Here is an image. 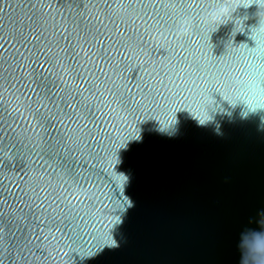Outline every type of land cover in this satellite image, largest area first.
I'll list each match as a JSON object with an SVG mask.
<instances>
[{
	"label": "water",
	"instance_id": "obj_1",
	"mask_svg": "<svg viewBox=\"0 0 264 264\" xmlns=\"http://www.w3.org/2000/svg\"><path fill=\"white\" fill-rule=\"evenodd\" d=\"M41 73L51 99L35 95ZM208 91L222 113L225 96L264 97V0H0V264H242L264 230V131L255 117L201 127ZM28 105L63 109L65 142L90 144L94 209L57 210L55 225L29 211L56 134ZM85 106L99 130L69 123Z\"/></svg>",
	"mask_w": 264,
	"mask_h": 264
},
{
	"label": "snow or ice",
	"instance_id": "obj_2",
	"mask_svg": "<svg viewBox=\"0 0 264 264\" xmlns=\"http://www.w3.org/2000/svg\"><path fill=\"white\" fill-rule=\"evenodd\" d=\"M37 87L40 90L39 92H35L37 97H40L41 93H44L47 98L51 99V96L54 95L53 88L55 87V82L48 81L47 77L43 76L42 73L41 78L37 82ZM65 107L69 109L71 108V106L67 104ZM27 110L36 119L37 127L51 129V131L56 134V138L50 136L48 142L44 144L39 150L40 155L37 157V159L40 160V164L37 166L47 168V175L50 177V179L41 180V183L44 185V187L32 189V196H29V199L26 202L29 211L32 212L33 208H36L40 209L42 214L47 212L49 220L53 225H55L56 216L52 213L56 212L57 210L63 212L65 208L72 209L76 206V204H87L94 209L99 197L96 194V185L93 180L95 166L94 164L90 165L89 163L91 159H94L91 151L89 150L90 144H81L79 140L70 141V143L65 142L67 137L63 136L60 133V130L56 127L58 124L63 127V118L68 116V113H64L63 116L60 114L63 112V109H60L55 114H53L51 109H48L45 105H38L35 108H33L31 105H28ZM4 115L10 116L11 113L5 109ZM80 119L91 121L93 126L97 127V130H99L96 124L97 117L95 113H93L86 106L82 110L81 116H76L75 113H73L72 118L69 119V123L79 121ZM77 129L81 131V135L85 137L87 141H90L94 138V133L91 129L87 128V124H77ZM70 144L72 146H70ZM77 152L79 153V158L73 154ZM45 158L48 161H52V164H47L45 162ZM21 167H23V165H21ZM5 179H7V177H5ZM0 183H2V181H0ZM9 183H11V181H9ZM124 183H127L126 179L124 180ZM4 191L6 194L4 203L7 204V185L4 186ZM20 191L21 197L28 196L27 192H24L22 189ZM41 191L46 193L43 199L40 197ZM35 201H39V203H36ZM45 201H47V205L46 207L42 208L41 205H44ZM73 201H75V204ZM122 203V210L128 211V209L131 208V205L127 200H124ZM33 217L35 219L34 212ZM16 221L17 225L19 226L21 218L16 217ZM20 232L22 251L23 248H28V246L32 244L33 240L31 233L25 235L23 229H20ZM3 239L4 237L0 235V241ZM44 239H48V237H44ZM52 239L57 238L53 236ZM57 243H59V240H57ZM29 252H31L30 248Z\"/></svg>",
	"mask_w": 264,
	"mask_h": 264
},
{
	"label": "clouds",
	"instance_id": "obj_3",
	"mask_svg": "<svg viewBox=\"0 0 264 264\" xmlns=\"http://www.w3.org/2000/svg\"><path fill=\"white\" fill-rule=\"evenodd\" d=\"M250 38L252 39L251 34ZM224 100L232 111L227 113L211 111L210 109L217 103L213 92L208 91L202 96L201 105L198 109L200 113L198 123L201 127L212 125L214 126V131L220 134V121L218 117L224 116L229 121L236 116L242 120H249L255 117L259 121L258 127L264 131V97L249 98L245 96L233 102L225 96ZM241 259L242 264H264V230L251 231L250 239L244 244Z\"/></svg>",
	"mask_w": 264,
	"mask_h": 264
}]
</instances>
